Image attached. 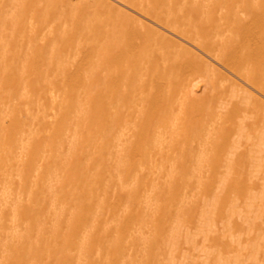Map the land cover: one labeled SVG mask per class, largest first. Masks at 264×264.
<instances>
[{
    "label": "bare ground",
    "instance_id": "obj_1",
    "mask_svg": "<svg viewBox=\"0 0 264 264\" xmlns=\"http://www.w3.org/2000/svg\"><path fill=\"white\" fill-rule=\"evenodd\" d=\"M0 264H264V0H0Z\"/></svg>",
    "mask_w": 264,
    "mask_h": 264
}]
</instances>
